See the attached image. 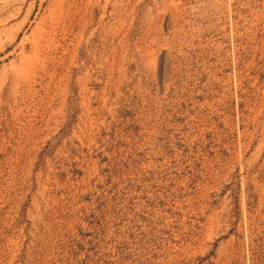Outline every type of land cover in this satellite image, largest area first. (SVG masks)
<instances>
[{"label": "rangeland", "instance_id": "rangeland-1", "mask_svg": "<svg viewBox=\"0 0 264 264\" xmlns=\"http://www.w3.org/2000/svg\"><path fill=\"white\" fill-rule=\"evenodd\" d=\"M0 264H264V0H0Z\"/></svg>", "mask_w": 264, "mask_h": 264}]
</instances>
